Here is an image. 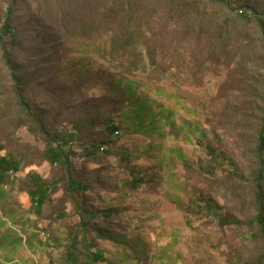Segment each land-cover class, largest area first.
Here are the masks:
<instances>
[{
    "label": "rangeland",
    "instance_id": "1",
    "mask_svg": "<svg viewBox=\"0 0 264 264\" xmlns=\"http://www.w3.org/2000/svg\"><path fill=\"white\" fill-rule=\"evenodd\" d=\"M6 1L0 0V14ZM150 1L139 0L145 5ZM23 2L16 21L23 22L29 17L33 29L29 33H21L18 29L20 64L29 67L25 50L32 58L39 56L34 59L36 74L27 83L36 95L31 97L43 110L56 115L64 126L85 115L88 106L96 105L106 110L107 102L101 98L108 96L109 91L102 92L97 87L93 90L92 84L83 90L76 89L78 81L71 75L73 69L65 70L66 65H63L67 58H72V54L66 51L64 40L57 50L40 48L34 55L31 50L42 42H53L55 37L70 32L69 48L77 50L83 46L82 56L89 58L93 68L120 76L122 72H128L130 66L126 68L124 61H106L100 54L102 46L98 47V44L118 32L121 18H126L123 12L104 17L108 9L99 0ZM138 11L143 18L137 20L144 24L148 35L136 37V40L144 45L150 41L157 43L158 59L156 65L146 61V71H135L128 75V81L131 86H138L132 89L133 96L148 99L149 112L155 117L152 125L155 130L146 127L136 132L123 122L124 117H118L116 122L123 123L120 132L107 146L111 152L109 156L105 153L86 160L73 159L78 178L102 182L90 191L86 198L88 204L95 208L119 209L107 225L101 224V219L97 222L112 240L103 241L95 233H89L96 248L104 252L105 260L97 264H227L226 245L218 248L219 228L206 220L192 219L188 211L195 192L209 195L224 211L236 213L238 210L236 197L200 173L198 166L208 157L197 142L202 134H209L215 140L219 136L222 143L217 147L237 159L245 171L250 169L255 130L238 119L236 113L226 110L233 108L243 87L257 86V69L249 63L252 52L246 40L233 54H222L210 44L208 37L212 35L206 33L205 28L213 21L212 32L215 31L216 23L224 18L222 8L209 11L212 20L203 19L199 23L202 27L199 32H186L181 28L170 31V25L165 21L144 19L148 9ZM89 25L94 28L91 35L82 29V26ZM235 42L236 38L233 44ZM141 48L145 53V48ZM212 50L219 52L213 54ZM92 59L96 61L92 62ZM152 66L159 69L153 73ZM5 73L0 58V74L4 77L1 79L7 82L9 76ZM95 74L99 75L97 71ZM98 81L99 77H96L95 84ZM47 88L61 89L58 91L61 95L59 103H51L53 95L47 92ZM246 95L250 96L248 92ZM109 98H114L112 93ZM7 104V100L0 98V118L7 112ZM161 110L172 116L176 126L173 132L164 125L167 122L163 114H158ZM209 116L215 118L212 124L208 121ZM49 121L54 123L55 119L49 117ZM9 128L0 123V155L11 154L21 160V170L11 176L10 180L15 183L7 187L4 203L7 211L0 207V239L10 235L0 246V264H60L66 251L64 245L68 242L67 230L64 223L56 222L49 206L51 201L56 206L63 199V193L52 189L48 195L49 206H44L38 214L33 209L29 192L28 173L40 175L45 182L53 178L52 167L42 157L45 144L27 129ZM101 135V131L92 132L94 139ZM90 140L87 138L88 142ZM126 153L131 157L122 160L121 156ZM131 172L134 177L144 180L136 189L128 186ZM65 209L73 211L70 204H66ZM4 212L18 223L10 221L8 216L5 218ZM18 236L22 238L21 243ZM53 238H58L55 245ZM28 239L32 249L28 246Z\"/></svg>",
    "mask_w": 264,
    "mask_h": 264
},
{
    "label": "trees",
    "instance_id": "2",
    "mask_svg": "<svg viewBox=\"0 0 264 264\" xmlns=\"http://www.w3.org/2000/svg\"><path fill=\"white\" fill-rule=\"evenodd\" d=\"M23 1H6L3 13L0 14V58L6 69L5 74L9 76V81L6 82L2 81L1 78L4 77L0 74V98L8 101L7 112L3 118H0V123L10 127L9 129H27L30 134L45 144L46 148L42 157L52 167L53 178L45 182L40 175L28 173L31 186L29 192L32 196L33 209L38 214L50 203L48 195L52 189H54L53 192L62 191L63 193V199L56 206L53 201L51 206L48 205L56 222L64 223L67 230L65 234L68 242L64 245L66 251L60 264H92L91 262L97 264L104 261V252L96 248L89 233H95L103 241L112 240L110 235L107 236L105 229H100V225H107V221L119 210L111 207L95 208L88 204L86 198L90 191L102 182L100 180L87 182L78 178L73 159L77 157L86 160L105 153L109 156L111 152L107 150V146L120 132L123 122L130 125L129 128L136 132L143 131L146 127H149L148 130H155L152 128L155 117L149 112L148 99L141 100L133 96L132 89L138 86H131L128 81V75L135 71H146V61L150 60L156 65V59H158L157 43L150 41L144 45L136 40V37L148 35L144 30V24L137 20V18H143L139 16L138 9H148L144 19L165 21L170 25L168 26L170 31L181 28L186 32L194 30L199 32L202 31L199 23L203 19L212 20V14L209 12L212 8H222L224 18L220 23H216L217 28L214 27V32L211 27L213 21L207 23L209 29L205 28V32L212 35L208 37L210 44L218 48L222 54H233L241 49L243 41L246 40L252 52L249 63L257 69L259 78L257 86L243 87L240 90L241 96L236 98L233 108L227 109L226 112L236 113L238 119L249 124L255 130L256 140L252 151V161L249 164L250 169L245 171L237 159L217 147L222 143L219 136L215 140L209 134H202L197 143L208 159L205 163L199 164L200 173L207 175L215 185L222 186L236 197L238 210L236 213L224 211L222 206L212 200L209 195L195 192L190 199L191 207L188 215L192 219L206 220L219 228L221 238L218 248L226 245L227 264H264V0H151L146 5L139 0H99L108 9L104 17L107 18L110 13L121 14L122 12L126 17L121 18V27L118 32L113 33L106 42L98 44V47L102 46L100 54L108 62L124 61L126 68L130 66L128 72L114 76L112 73H106V70L93 68L89 58L82 56L83 46L78 48V51L69 48L70 32L55 37L53 42H42L31 50L33 55L40 48L57 50L61 41L64 40L66 51L72 54V58L70 60L67 58L63 65H66L65 70L73 69L71 75L78 81L76 89L83 90L92 84L93 90L97 87L99 91H109V95L112 93L114 96L112 100L109 95L101 98L107 102L106 110L96 105L88 106L85 115L67 126L59 123L56 115H51L49 111L40 107L34 98L36 95L33 89L27 84L36 74L33 70L34 59L39 56L32 58L25 50L24 56L30 61L29 67L24 68L20 64L18 29L21 33H29L33 29V22L29 17L23 22L16 21L18 11L23 7ZM240 25H242L241 28ZM82 29L87 35H91L94 31L93 25L82 26ZM234 38H236L235 44H233ZM90 43L87 42V44ZM141 47L145 48V53ZM219 50H212V53L217 54ZM95 61L92 59V62ZM156 68L159 69L158 66ZM153 69L155 73L157 70L154 67ZM96 71L99 75L95 74ZM96 77H99V81L95 84ZM58 91L47 88V92L53 95L52 104L59 103L61 100ZM246 92L250 96H247ZM31 95L34 97L32 98ZM160 113L164 112L161 110L158 114ZM163 116L167 122L164 125L169 126L168 128L173 132L176 126L172 116L168 113ZM49 117H53L55 122H50ZM118 117H124L123 122H116ZM247 118L251 119L247 121L245 120ZM208 121L212 124L215 118L209 116ZM99 131L103 132V135L99 139H94L92 132ZM87 138L91 140L88 142ZM129 157L131 154L126 153L121 156V159L125 160ZM20 170L21 160L11 154L0 155V207L2 210L7 211L4 205L8 195L7 187L15 183L10 180L11 176L13 177ZM134 175L133 172L130 173L128 186L136 189L138 185L144 183V180ZM65 203L72 206V212L65 209ZM3 216L5 218L8 216L15 224L18 223V220H14L8 212H4ZM99 219L101 224H97ZM70 221H72L71 225L68 226L67 223ZM9 236L6 234L5 239ZM5 239H0V246H3ZM57 239L53 238L54 245ZM17 240L19 243L22 242L19 236ZM28 246L30 249L33 247L29 239Z\"/></svg>",
    "mask_w": 264,
    "mask_h": 264
}]
</instances>
